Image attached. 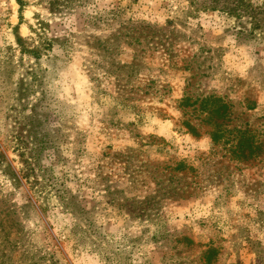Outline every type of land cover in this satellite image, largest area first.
<instances>
[{
  "label": "rangeland",
  "instance_id": "1",
  "mask_svg": "<svg viewBox=\"0 0 264 264\" xmlns=\"http://www.w3.org/2000/svg\"><path fill=\"white\" fill-rule=\"evenodd\" d=\"M0 264H264V0H0Z\"/></svg>",
  "mask_w": 264,
  "mask_h": 264
}]
</instances>
